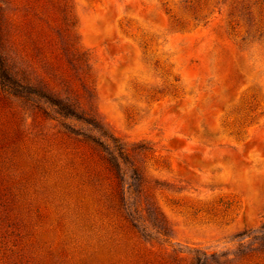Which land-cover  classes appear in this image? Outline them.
Instances as JSON below:
<instances>
[{"label": "rangeland", "instance_id": "obj_1", "mask_svg": "<svg viewBox=\"0 0 264 264\" xmlns=\"http://www.w3.org/2000/svg\"><path fill=\"white\" fill-rule=\"evenodd\" d=\"M0 59V264H264V0H0ZM40 80L150 145L167 239L117 211L105 138Z\"/></svg>", "mask_w": 264, "mask_h": 264}, {"label": "trees", "instance_id": "obj_2", "mask_svg": "<svg viewBox=\"0 0 264 264\" xmlns=\"http://www.w3.org/2000/svg\"><path fill=\"white\" fill-rule=\"evenodd\" d=\"M1 71L0 66V77H3ZM46 89L47 85L40 80L39 89L31 93L54 107L61 118L82 121L105 138L94 142L102 153L105 168L115 183L113 198L117 211L138 232H146L150 225L160 237L167 239L170 236V227L154 196V190L160 188L161 182L149 176L143 166L144 159L151 153L150 145L147 142L128 145L108 135L93 108L90 107L85 113L80 112L79 105L67 89L56 91L54 94ZM223 256L215 252L209 254L206 251H197L189 258V264H226L228 259H223Z\"/></svg>", "mask_w": 264, "mask_h": 264}]
</instances>
